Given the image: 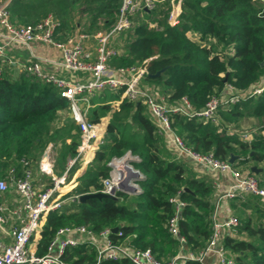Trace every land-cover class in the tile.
<instances>
[{
  "label": "trees",
  "instance_id": "obj_1",
  "mask_svg": "<svg viewBox=\"0 0 264 264\" xmlns=\"http://www.w3.org/2000/svg\"><path fill=\"white\" fill-rule=\"evenodd\" d=\"M120 4V0H11L9 12L10 20L22 26L35 25L52 15L60 23L56 39L65 41L75 33L93 36L108 30ZM170 10L169 1H165L155 11L133 17L132 28L116 40L118 54L109 60V66L138 67L150 58L142 87L164 98L169 106L185 97L195 112L202 111L213 96L244 92L264 80V1L181 0L177 27L166 23ZM189 33L199 38L192 39ZM12 69L5 66L0 76V178H7L13 166L20 175L19 161L26 159L36 186L35 173L41 175L39 162L46 148L52 146L59 169L55 173L60 175L78 154L80 132L72 117L61 119L63 112L71 113L70 103L54 86L24 73L15 77ZM124 91L125 87L92 96L89 120L98 123L109 112V103L122 99ZM250 118L257 119L260 127L248 142L239 135L242 122ZM218 119L219 125H214L197 117L172 115L171 125L193 151L212 154L222 162L235 156L233 167L255 176L264 188V92L234 105H221ZM128 152L139 158L133 166L144 176L139 182L141 193L118 192L116 199L65 202L46 217L37 244L39 255L47 252L59 229L85 226L95 233L117 228V233L110 235L114 243L149 249L159 260L172 259L182 247L167 226L176 212L170 202L176 196L185 204L178 229L186 249L199 255L206 248L217 197L214 180L174 153L141 101L122 100L120 110L111 115L93 161L69 196L102 191V181L111 172L108 163ZM252 167L261 172L252 173ZM76 169L70 170L69 180ZM40 178L45 188L52 185L51 177ZM229 204L239 225L226 234L224 247L235 264H264V201L243 194ZM62 259L69 264H94L96 252L85 246L69 247Z\"/></svg>",
  "mask_w": 264,
  "mask_h": 264
},
{
  "label": "built area",
  "instance_id": "obj_2",
  "mask_svg": "<svg viewBox=\"0 0 264 264\" xmlns=\"http://www.w3.org/2000/svg\"><path fill=\"white\" fill-rule=\"evenodd\" d=\"M120 1L115 22L108 30L98 31L93 36L76 33L65 41L56 39L60 23L52 15L35 25H17L10 20L11 0L0 3V76L5 66L10 65L18 67L21 73L27 76L54 86L60 97L69 101L70 112L79 128L81 140L78 154L69 160L61 175L55 174V163L49 150L44 152L39 162V170L52 178V185L48 188L38 189L34 185V171L26 159L19 161L20 175L13 166L7 178L0 179V196L13 188L20 200L16 208H9L0 201V230L8 223L11 224L9 235L12 238L10 244L0 241V264H69L62 259L65 251L69 247L79 246L95 250L94 264L124 260L132 264H186L188 261L202 263L208 254L217 256V264H235L234 258L224 247V239L229 231L235 230L239 222L232 214L222 218L223 203L243 194L259 196L264 201V188L255 176L234 168L229 162L215 159L212 154L204 155L188 148L183 139L175 134L171 125L172 115H183L188 119L197 117L204 123L219 125L218 107L234 105L243 99L261 95L264 92V80L244 92L234 91L229 87L234 93L230 96H213L200 112H195L185 97L176 105H167L164 98L141 85L142 78L148 73V61L138 67L114 69L109 66V60L118 54V50L114 48L115 40L132 28L133 17L143 11L153 12L159 4L169 1L171 10L166 23L170 27H177L180 23L181 0ZM90 40L96 43L95 54L90 50ZM34 44L55 50L57 59L51 61L37 57L32 50ZM18 51L30 52L31 55L25 63H19L10 56V53ZM123 87L125 91L122 100L127 98L131 101H141L146 106L159 132L165 135L166 144L174 153L187 160L194 169L212 176L217 197L209 242L199 255L181 252L172 259L159 260L149 249L140 250L114 243L110 238L113 233L111 229L95 233L85 226H77L59 229L47 252L39 255L32 244L36 236L41 235L43 221L50 212L59 210L65 202H79L80 196L70 197L69 194L93 161L109 125V116L101 118L98 123L91 122L81 104L89 107L92 96L105 90L117 92ZM109 106L108 113L112 115L115 111L112 112V104ZM239 136L243 141L250 142L253 139L252 134L247 132H242ZM135 162H139V158L129 152L123 157L113 158L108 163L110 176L102 181L103 189L100 192L113 195L115 199L118 192L140 194L142 190L139 182L144 176L133 166ZM74 166H77V172L75 177L69 180L70 170ZM226 182H229L228 187ZM170 202L174 204L176 212L168 222V232L184 246L185 240L180 236L178 221L185 204L178 196Z\"/></svg>",
  "mask_w": 264,
  "mask_h": 264
},
{
  "label": "crops",
  "instance_id": "obj_3",
  "mask_svg": "<svg viewBox=\"0 0 264 264\" xmlns=\"http://www.w3.org/2000/svg\"><path fill=\"white\" fill-rule=\"evenodd\" d=\"M188 36L190 38H192V39H198L199 38V35L192 34V33H189ZM95 45H96V43L93 42V40H90L89 47H90V50H92L94 54H95ZM115 45H116V40H115L114 46ZM32 50H33L34 54L37 57H39V58H47L48 60L53 61V60H56L57 57H58V54H57V52L55 50H53V49H51L49 47H46V46L34 44L32 46ZM30 55L31 54H30L29 51H18V52L10 53V56H12L13 59L14 60H17L19 63H25L29 59ZM158 56H159V54L157 55V57ZM149 59L147 60L148 62H149ZM149 64H150V62H149ZM12 68H13L12 69V72H13V75L15 77H18L20 74H22L21 71H20V69L18 67H12ZM109 104H112V107H113V111L112 112L119 111L120 108H121V105H122V99H120L118 101L110 102ZM81 105H85V104L82 103ZM93 107L94 106H92V105H89V107L85 105V109H86L85 112L87 113V115H88V110L91 109V108H93ZM106 116L107 117L109 116L108 117V124H109L110 123V119H111V115H110V113H107ZM104 117H102V118H104ZM65 118H67V117H64V119ZM248 121H250V122L252 121V123L254 125H256L255 127H253L252 130H250V134H252V136L254 138V135L256 134L257 130L260 127V122L257 119H254V118H250V119L244 120L242 122V125H241V128L244 129V130L241 129V132H245V130H246L245 129V124H247ZM262 134L264 136V132ZM68 143H70V140H68ZM53 161H55V160L53 159ZM54 166H56V164ZM197 171H199L201 174H205L204 171H201V170H197ZM37 175L35 173V176L37 177V178H35V181L37 182L36 187L38 189H45V184L44 183L42 184L43 181H42V178H40V176H45V177H50V176H48L47 174H43V173H41L40 176H37ZM57 175H59V174H57ZM0 179H2V178H0ZM226 186L227 187L229 186V182H226ZM0 201L1 202H4L6 204V206H8L9 208H16L20 204L19 197L17 196V194L15 193V191H14L13 188H10V190L6 194L0 196ZM229 201L230 200H228L225 203H223L222 211H221L222 218L225 217V216H227V215L232 214ZM45 221H46V218L43 221V224L45 223ZM10 231H11V224L8 223L7 225L3 226V228L0 230V241L4 242L5 244L12 243V238L9 235L10 234ZM40 237H41V235L36 236V238L34 239V242L32 244V246L34 248H36V249H37V244H38V242L40 240ZM181 252L182 253H185V252L188 253L189 251L186 249V247L184 245V246L181 247V250L179 251V253H181ZM217 263H218V259H217V256L214 255V254H208L204 258V260L202 262V264H217Z\"/></svg>",
  "mask_w": 264,
  "mask_h": 264
},
{
  "label": "water",
  "instance_id": "obj_4",
  "mask_svg": "<svg viewBox=\"0 0 264 264\" xmlns=\"http://www.w3.org/2000/svg\"><path fill=\"white\" fill-rule=\"evenodd\" d=\"M162 71L158 72L156 75H160ZM236 157L233 156L230 158V160L228 161L230 164H233L235 161ZM251 172L254 174H259L261 172L260 169H258L257 167H252L251 168ZM90 199H98V200H102V199H115L113 195L110 194H104L102 192H97V193H90V194H85V195H81L79 197V203H85ZM118 229L115 228L113 229V233H117Z\"/></svg>",
  "mask_w": 264,
  "mask_h": 264
},
{
  "label": "rangeland",
  "instance_id": "obj_5",
  "mask_svg": "<svg viewBox=\"0 0 264 264\" xmlns=\"http://www.w3.org/2000/svg\"><path fill=\"white\" fill-rule=\"evenodd\" d=\"M89 105H91V104H89ZM82 109H83V111H86V109H85V105H82ZM64 117H72V115H71V113H68V112H63V114H62V117H61V119L63 120L64 119ZM73 119V118H72ZM256 125H254L253 123H252V121L250 122V121H248L247 122V124H245V132H247V133H250V130H252L253 129V127H255ZM242 129V128H241ZM248 129V130H247ZM242 130H244V129H242ZM51 145H49L48 147L50 148H46V150L48 151L49 150V153H50V156H51V158L52 159H54L55 161V164H56V159H55V152H54V150H53V148H52V146L50 147ZM45 150V151H46ZM69 162V161H68ZM68 164V163H67ZM66 167H67V165H66ZM54 169H55V171L56 172H58L59 171V169L58 168H56V166H54ZM77 172V171H76ZM76 172L74 173V177H75V174H76ZM56 174V173H55ZM38 181V180H37ZM129 195H134V194H129Z\"/></svg>",
  "mask_w": 264,
  "mask_h": 264
}]
</instances>
